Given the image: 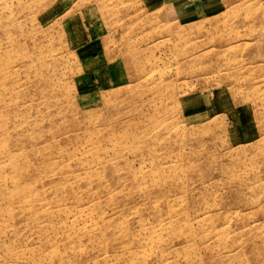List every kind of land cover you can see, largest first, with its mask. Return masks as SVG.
Returning <instances> with one entry per match:
<instances>
[{
  "label": "rangeland",
  "instance_id": "obj_1",
  "mask_svg": "<svg viewBox=\"0 0 264 264\" xmlns=\"http://www.w3.org/2000/svg\"><path fill=\"white\" fill-rule=\"evenodd\" d=\"M0 264H264V0H0Z\"/></svg>",
  "mask_w": 264,
  "mask_h": 264
}]
</instances>
